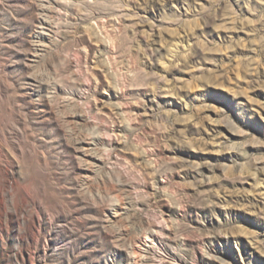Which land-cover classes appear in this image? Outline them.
<instances>
[{"label":"rangeland","instance_id":"obj_1","mask_svg":"<svg viewBox=\"0 0 264 264\" xmlns=\"http://www.w3.org/2000/svg\"><path fill=\"white\" fill-rule=\"evenodd\" d=\"M0 264H264V0H0Z\"/></svg>","mask_w":264,"mask_h":264},{"label":"bare ground","instance_id":"obj_2","mask_svg":"<svg viewBox=\"0 0 264 264\" xmlns=\"http://www.w3.org/2000/svg\"><path fill=\"white\" fill-rule=\"evenodd\" d=\"M231 131H232V130H231ZM8 178H9V177H8ZM6 181L8 182V184H9L10 186L12 185L11 182H10L11 179H10V181H9L8 179H7Z\"/></svg>","mask_w":264,"mask_h":264}]
</instances>
